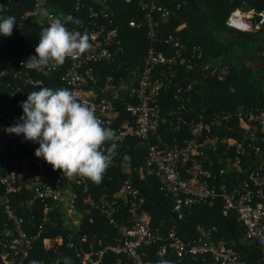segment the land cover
Instances as JSON below:
<instances>
[{"label":"trees","instance_id":"1","mask_svg":"<svg viewBox=\"0 0 264 264\" xmlns=\"http://www.w3.org/2000/svg\"><path fill=\"white\" fill-rule=\"evenodd\" d=\"M45 8L56 11V17L72 16L82 24L92 26L94 22L88 17L87 9L106 10L108 19L97 23L104 25V34L113 30L114 36L105 43V48L111 54L107 60L88 64L81 74L86 79L88 88L97 92L100 97L107 98L116 116L110 119V128L114 131L132 128L133 118L125 111V106L133 103L128 96V89L111 94L110 90L100 93L105 83L117 85L125 79L131 71L140 73L143 57L150 45L146 34L145 14L151 2L162 11L153 12L156 24L157 42L152 44L155 51L164 55H171L174 51L173 42L180 48V57L170 68L156 67L152 71L159 78L161 86L158 89L156 104L158 106L157 128L148 135V143L157 148L162 146L180 145L190 137L188 124L208 122L223 115H229L227 121L212 130L216 138L214 150L207 147L203 162L211 172L210 186L216 190L220 186H235L246 181V173L250 167L242 161L237 170L227 174H218V161L233 154L232 145L227 140H238L241 130L238 128L237 113H258L264 111V22L258 29L253 25L258 21V13L264 14V0H42ZM33 0H0L3 5L0 15L14 16L16 25L10 37L0 36V70L12 69L27 73L32 79V85H22V80L5 81L10 86H18L21 91L12 93L9 88L0 87V104L8 105L13 116L18 118L23 114L20 104L32 91L41 87L67 88L60 81V77L68 67L65 61L57 70L47 76L34 69H25L26 60L35 55V47L39 42L41 31L46 24L41 16L27 15L32 9ZM77 2V3H76ZM81 4L79 7L77 4ZM238 10L241 13L252 10L249 19L251 29L241 31L226 25L229 14ZM164 11L165 17L161 14ZM50 12V11H49ZM26 15L25 20H20ZM37 18H41L38 22ZM128 22H134L135 27H129ZM68 26L72 23H67ZM168 36L172 41L167 44L163 40ZM258 62L260 68L252 69L251 64ZM214 63V64H213ZM216 63V64H215ZM86 68L90 69L92 81L88 79ZM111 77L110 83L106 77ZM183 123H182V122ZM125 125V126H124ZM258 132L260 129L255 128ZM264 136V132L262 134ZM117 143L116 155L107 168L99 184L85 178L86 191L83 185H75L70 177L60 170L46 164L39 158L46 173L55 177L61 175L60 185L64 191L70 190L74 198L71 210L77 214V225L68 226L61 215L60 205L51 204L52 211L49 219L54 225H45L39 233V238L33 243L27 253V261H42L44 264H63L65 257L72 260V264H79L71 249L66 248V240L70 237L72 243H77L79 237L85 236L88 242H100L105 245L121 244L122 230L131 224L130 197L121 194L114 196L118 185L116 163L118 157L125 153L130 156L132 173L129 169V157L122 156L120 160L121 181H128L130 187L137 191L142 199L139 211L145 212L150 219L153 231L166 235L169 231L176 238L186 241L196 237L197 230L204 228L209 232L212 243L222 245L226 250L236 253L247 264H264V255L257 256L258 247L255 244L242 242L243 230L236 221L235 215L229 212L221 215L223 204L214 199L208 204H201L182 211L178 219L171 210V197L158 189V179L145 176L142 173L146 157V144L139 138L127 136ZM264 153V146L261 148ZM29 156L34 159V152L14 143L0 140V160L4 158ZM244 158H242L243 160ZM250 160L255 158L250 154ZM29 176L36 173V168L29 166ZM240 171V172H237ZM245 172V173H243ZM180 178L187 176L182 169L177 170ZM79 179L80 176H74ZM2 189L0 188V193ZM32 196V191L23 189L19 193L8 197L9 205L15 214L22 218L24 228L29 235L37 233V226L41 220V208L38 201H33L30 208L25 203ZM93 202L90 207L86 202ZM102 202L112 208V222L99 212ZM91 219V223H89ZM9 223L0 210V239L9 232ZM59 237L61 243L55 244ZM42 238L51 240L47 249L40 243ZM156 245L142 248L146 252L144 259L153 264H159L160 259L155 256ZM13 253V251H7ZM114 254L104 251L99 264H114L117 260ZM165 260L171 264H204L208 257H197L195 260L183 257L178 260L168 254ZM122 264H132L121 257ZM0 264L2 260L0 258Z\"/></svg>","mask_w":264,"mask_h":264},{"label":"built area","instance_id":"2","mask_svg":"<svg viewBox=\"0 0 264 264\" xmlns=\"http://www.w3.org/2000/svg\"><path fill=\"white\" fill-rule=\"evenodd\" d=\"M77 5L81 7L80 3ZM159 11L162 9L151 2L148 12L145 14L146 34L150 45L143 57L142 70L140 73H135L133 84L127 88L128 96L133 99V103L127 104L125 111L133 118L134 125L131 129L116 130L114 142H120L127 136H134L145 142L147 148L142 173L145 176H154L158 179V189L171 197V210L178 219L182 217V211L185 209L219 199L223 204L221 215L226 216L232 212L243 230L242 242L255 244L262 256L264 255V153L261 152V148L264 146V136L262 135L264 132V111L236 114L241 135L238 140H227L228 144L233 147V154L219 159L218 174L232 173L233 167L240 170L238 168L242 161L250 168L246 173L245 182L228 188L220 186L216 190L210 186L212 175L209 168L204 165L203 156L207 147L214 150L216 138L212 135V130L221 126L222 121H227L229 115L226 114L208 122L189 123L190 137L180 145H164L157 148L148 143V135L154 133L157 128L156 97L161 86L159 78L152 71L156 67L169 69L180 57V48L177 42H173L174 51L168 56L160 51H155L152 47V44L157 42L156 24L152 13ZM235 13L238 16V24L231 20V15ZM245 13L251 17L252 10ZM245 13L238 10L232 11L226 20V25L241 31L250 30L251 24L243 16ZM27 15L41 16L46 26L51 22V19L59 18L46 10L42 0H33L32 9ZM87 15L94 22L92 26L82 23H72L70 26L66 24L69 30L89 33L91 47L78 59H66L68 67L60 77V81L67 89L76 94L78 101L93 107L96 116L104 126L110 127L111 117L109 115L112 112L110 102L87 87L86 79L81 72L88 64L98 63L111 57L104 45L108 42V36L113 30L104 34V25L97 23L98 19L102 21L108 19L106 10L87 9ZM257 16L259 19L253 25L254 29L260 28L264 22L263 13H258ZM161 17H165L164 11ZM25 18L26 15H22L20 20H25ZM128 26L135 27V24L128 22ZM169 41H172L171 36L164 39L163 43L167 44ZM58 67L50 66L47 71L48 73L54 72ZM24 68L29 69L27 65ZM86 72L88 79L92 81V77L89 75L90 69L86 68ZM7 77L12 80L21 79L22 85L33 84L27 73L1 69L0 87L9 88L12 92L10 97L14 93H19L21 89L18 86H10L9 82L5 81ZM106 81L110 83L111 77H106ZM26 99L27 97L22 101ZM17 121L18 118L13 116L10 107L0 104V140L19 144L35 151L39 147L37 143L25 141L22 135L16 136L5 132L6 128ZM256 127L260 129L259 132L255 129ZM250 154L255 158L254 160L249 159ZM242 158L244 159L242 160ZM31 165L36 168V173L29 176L28 168ZM178 168L183 170L187 178L182 179L178 176ZM69 180L74 181L75 185L82 184L83 191H86V182L82 177L77 179L72 176ZM60 181V174L53 177L46 173L39 158L34 159L25 155L0 160V188L2 189L0 210L10 225L5 238L0 239V258L3 264H31L32 261L26 262L28 251L39 238L42 228L45 225H50V227L54 225L48 216L52 211L51 204L58 203L60 206H65L63 204L66 201V204L70 205L74 198L70 190L62 189ZM23 189L32 191V196L25 203V207L28 209L33 201H38L41 208V220L37 226V233L34 235H29L26 232L22 218L17 216L9 205L8 197ZM119 191L120 195L125 194L130 197L129 213L131 218L130 226L122 230L121 244L102 246L100 242L86 241L85 236L79 237L77 243H72L68 237L65 246L73 251L79 264H99L104 251H109L118 257L114 264H122L121 257L129 260L132 264H153L144 259L146 252L142 251V248L150 245L157 246L154 254L160 260H165V257L170 254L178 260L183 257L193 260L197 257H208V261L204 264H247L236 253L226 250L220 244L212 243L209 232L204 228H199L196 237L186 241L176 238L171 231L166 235L153 231L150 227L149 216L142 210L139 211L142 199L137 195V191L130 187L128 181H121ZM86 203L90 207L94 206L91 201ZM112 211L106 202H102V206L99 207L100 214L109 223L112 222ZM89 223H91V219H89ZM54 242L59 245L61 239L56 237ZM40 243L43 249H47L51 240L42 238ZM7 251H13V253L10 254ZM39 264L44 263L39 261Z\"/></svg>","mask_w":264,"mask_h":264},{"label":"clouds","instance_id":"3","mask_svg":"<svg viewBox=\"0 0 264 264\" xmlns=\"http://www.w3.org/2000/svg\"><path fill=\"white\" fill-rule=\"evenodd\" d=\"M67 23L80 21L70 15L54 18L41 31L35 55L25 61L29 69L47 76L50 66L63 65L67 58L78 59L90 49V34L69 30ZM15 25L14 16L0 15V36L10 37ZM20 107L23 114L5 129L6 133L22 135L25 141L37 143L35 157L43 159L54 171L96 184L102 181L116 155V133L104 126L93 107L78 101L74 92L63 87L32 91ZM31 264L39 261L33 260ZM63 264H72L71 258L65 257ZM159 264L171 262L161 259Z\"/></svg>","mask_w":264,"mask_h":264},{"label":"crops","instance_id":"4","mask_svg":"<svg viewBox=\"0 0 264 264\" xmlns=\"http://www.w3.org/2000/svg\"><path fill=\"white\" fill-rule=\"evenodd\" d=\"M114 34H115V32L113 31L110 34V36H108V41L111 40V38L114 36ZM134 78H135V72L131 71L125 79L121 80L115 86H110V85H107L105 83V86L102 89H100V93H102L103 91H106V90H110L111 94L113 95V94H117L118 91H124L133 84ZM109 116L112 119L116 116V114L114 112H111ZM63 205H65V206H60V212H61V215L63 216L66 224L69 227L77 225V223H78L77 222V214L71 210V206H70L71 204L67 205L66 201H65Z\"/></svg>","mask_w":264,"mask_h":264},{"label":"water","instance_id":"5","mask_svg":"<svg viewBox=\"0 0 264 264\" xmlns=\"http://www.w3.org/2000/svg\"><path fill=\"white\" fill-rule=\"evenodd\" d=\"M231 20L234 21V22L237 23V24L239 23V22H238V21H239V20H238V16H237L236 13L231 15ZM31 151H32V152H35V151H33V150H31ZM124 155H125V153H122V154L118 157V159H117L116 168H117V174H118V185H117V187L115 188L114 193H117V192L119 191V189H120V186H121L120 160H121L122 156H124ZM125 156H128V157H129V169H130V173H132L130 156H129L128 154L125 155ZM256 253H257V256L260 258V253H259L258 250H256Z\"/></svg>","mask_w":264,"mask_h":264},{"label":"rangeland","instance_id":"6","mask_svg":"<svg viewBox=\"0 0 264 264\" xmlns=\"http://www.w3.org/2000/svg\"><path fill=\"white\" fill-rule=\"evenodd\" d=\"M46 10L47 11H50L54 16H56L57 14H56V11L55 10H53V9H51L50 7H46ZM243 12H246V11H244V10H242ZM244 18L245 19H250V17L247 15V13H245L244 15ZM38 20V22H41V18H37ZM251 67H252V69H258V68H260V64L258 63V62H254L253 64H251ZM114 196L115 197H118V196H120V191H118V193H115L114 194Z\"/></svg>","mask_w":264,"mask_h":264}]
</instances>
